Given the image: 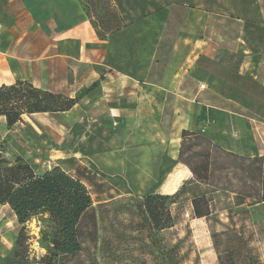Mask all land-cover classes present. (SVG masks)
Listing matches in <instances>:
<instances>
[{
  "label": "rangeland",
  "instance_id": "rangeland-1",
  "mask_svg": "<svg viewBox=\"0 0 264 264\" xmlns=\"http://www.w3.org/2000/svg\"><path fill=\"white\" fill-rule=\"evenodd\" d=\"M23 11L32 29L45 31L44 37L61 47L71 44L73 80L79 78L81 48L88 49L90 61H97L95 50L106 42L116 50L119 45L130 49L132 59L116 57L121 62L143 61L148 53L141 52L151 45L152 62L160 58L174 65L181 60H163L156 46L189 49L192 41L264 55V0H19L17 8L0 0V30L26 22ZM121 27L129 32L111 42L109 37ZM147 29L152 32L149 37L143 35ZM14 40L9 37L7 44ZM103 62H111V49ZM78 90L71 92L73 97L55 93L78 98L71 110L24 116L23 123L7 127L0 139L3 160L11 165L17 160L29 163L37 173L58 165L73 176L80 168L90 170L87 155L109 151L117 128L105 109L111 101L81 107ZM181 162L193 179L179 188L176 203L170 206L172 228L156 231L144 197L123 184L117 189L110 175L100 172L87 183L93 205L78 225L82 250L57 256L51 264H198L196 250L199 264H264V157L240 158L209 142H193L184 147ZM202 196L210 200L211 214L197 219L192 201ZM40 219L30 224L28 238L20 241L19 226L5 264H48V244L42 242L41 232L49 223Z\"/></svg>",
  "mask_w": 264,
  "mask_h": 264
},
{
  "label": "crops",
  "instance_id": "crops-1",
  "mask_svg": "<svg viewBox=\"0 0 264 264\" xmlns=\"http://www.w3.org/2000/svg\"><path fill=\"white\" fill-rule=\"evenodd\" d=\"M1 1L8 8L19 4V0ZM25 12L21 15L26 22L20 21L18 28L0 30V87L26 81L70 97L78 87L80 98L86 99L81 107L96 100L111 101L105 109L117 128L111 137L113 146L87 158L110 175L117 189L123 184L143 197L175 194L193 179L181 162L184 147L193 142H209L240 158L264 157L262 53L192 41L189 49L177 44L156 46L163 60H181L174 65L160 58L152 62L151 45L143 48L141 53H148L143 61L121 62L116 57L132 59L130 49L119 45L116 50L106 42L95 50L97 61H90L88 49L81 48L79 78L73 80L71 44L61 47L55 39L44 37L45 31L32 29ZM127 32L129 28L121 27L109 38L120 41ZM151 34V29L143 32L147 37ZM9 37L16 38L11 45ZM109 49L111 62H103ZM182 53L185 56L178 57ZM40 114L46 113L30 117ZM7 127L6 117L0 116V139ZM19 226L11 207L0 203V264L14 250Z\"/></svg>",
  "mask_w": 264,
  "mask_h": 264
},
{
  "label": "trees",
  "instance_id": "trees-1",
  "mask_svg": "<svg viewBox=\"0 0 264 264\" xmlns=\"http://www.w3.org/2000/svg\"><path fill=\"white\" fill-rule=\"evenodd\" d=\"M78 98H67L60 94L34 87L26 81L0 87V116H5L9 128L23 123L24 116L37 113H57L71 110ZM0 151V203L14 211L22 226L18 240L28 238L27 231L33 221L41 222L44 217L49 223L41 232L42 242L48 244V264L57 256H72L82 250L78 225L93 205L87 185L89 177L99 174L94 163L92 168L78 169L73 176L61 166L37 173L29 163L16 161L11 165L2 158ZM181 191L173 195L150 193L144 196L146 213L156 231L174 226L171 205ZM264 201V198H263ZM193 216L197 219L211 214L210 200L206 196L194 198ZM204 210H203V207ZM192 236V230L189 226ZM192 244L195 246L194 242ZM197 253V263L200 255Z\"/></svg>",
  "mask_w": 264,
  "mask_h": 264
},
{
  "label": "built area",
  "instance_id": "built-area-1",
  "mask_svg": "<svg viewBox=\"0 0 264 264\" xmlns=\"http://www.w3.org/2000/svg\"><path fill=\"white\" fill-rule=\"evenodd\" d=\"M202 88H205V85H202Z\"/></svg>",
  "mask_w": 264,
  "mask_h": 264
}]
</instances>
